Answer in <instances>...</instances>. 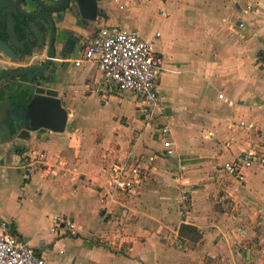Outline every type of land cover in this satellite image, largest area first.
Here are the masks:
<instances>
[{
    "label": "crops",
    "instance_id": "0c3cea01",
    "mask_svg": "<svg viewBox=\"0 0 264 264\" xmlns=\"http://www.w3.org/2000/svg\"><path fill=\"white\" fill-rule=\"evenodd\" d=\"M254 3L120 0L121 9L103 0L104 17L89 28L90 39L103 26H129L157 44L163 35L144 21L159 11L167 31L158 52L180 53L187 62L195 53L199 75H211L213 87L202 83L189 92L170 78L174 85L163 89L165 68L157 80L158 124L151 127L138 95L110 91L95 62L68 61L57 89L69 128L41 129L0 149V214L12 233L54 263L264 264V0ZM163 91L179 103L176 110L162 106ZM159 123L170 126L164 137ZM164 140L174 155H166ZM253 148L263 159L235 191L223 166ZM135 169L140 184L112 195L110 181L122 171L135 178ZM182 178L191 191L185 204ZM185 225L201 236H190Z\"/></svg>",
    "mask_w": 264,
    "mask_h": 264
},
{
    "label": "water",
    "instance_id": "95a60500",
    "mask_svg": "<svg viewBox=\"0 0 264 264\" xmlns=\"http://www.w3.org/2000/svg\"><path fill=\"white\" fill-rule=\"evenodd\" d=\"M26 1L29 9L35 5L33 11L24 9L22 4ZM0 13V62L18 65L0 68V149H3L13 147L16 139L41 129L63 133L69 128V110L59 97V90L50 82L29 87L27 93L21 86H29L35 78L41 82L51 64L61 69L69 66L68 61L77 59L84 51L77 31L83 24L92 26L104 14L102 10L100 13L97 0H73L72 3L61 0L54 4L44 0H10L3 6L0 4ZM16 16L28 21L21 24ZM238 25L244 26V23L239 21ZM49 27V41L40 35L42 50L32 49L25 57L20 55L22 35L27 42L30 32L36 36Z\"/></svg>",
    "mask_w": 264,
    "mask_h": 264
},
{
    "label": "built area",
    "instance_id": "2783aa9c",
    "mask_svg": "<svg viewBox=\"0 0 264 264\" xmlns=\"http://www.w3.org/2000/svg\"><path fill=\"white\" fill-rule=\"evenodd\" d=\"M121 9L120 0H115ZM161 35L156 33V37ZM75 66L85 62H95L102 74L103 82L110 91L132 92L138 95L144 104L147 125L152 127L158 117L160 95L157 80L165 70L162 55L156 49L155 39H145L137 30L129 26H103L95 37L89 40L80 56L71 60ZM220 98L224 94L220 93ZM161 124V123H159ZM242 125L245 126L244 122ZM249 127V126H247ZM168 123L158 126L163 137L169 132ZM166 155L172 156L175 151L170 140H164ZM261 156L253 148L245 151L234 161L224 164L225 171L236 181L235 191H239L245 182L248 170ZM186 167L181 166V171ZM136 177L123 171L110 181L112 195L118 192L133 191L140 184L138 169ZM183 188L179 200L185 204L190 198L189 180L182 178ZM0 264H63L46 260L29 245L21 242L11 231L10 224L0 214Z\"/></svg>",
    "mask_w": 264,
    "mask_h": 264
},
{
    "label": "rangeland",
    "instance_id": "374dc122",
    "mask_svg": "<svg viewBox=\"0 0 264 264\" xmlns=\"http://www.w3.org/2000/svg\"><path fill=\"white\" fill-rule=\"evenodd\" d=\"M162 1L166 2V0H162ZM259 1L260 0H251V2H253V5H250V6L255 7V5H254L255 3L254 2H259ZM162 10H165L166 12L168 11V10H166L164 8ZM151 11H153V8H151ZM170 11H169V13H170ZM158 15H159V11L151 12L147 16V18L144 21V23H145V25L147 27H149V30H150L151 33L161 32V34L163 35L161 38L158 39L157 44H156V46H157L156 48L160 50L162 48H161V45L159 43H160V41H162L164 39V35L166 34V31H167V26L165 25L164 22H161V20L158 18ZM163 18H166V15L163 16ZM19 32H21L20 28H19ZM194 42H195V44H193L192 46H194L193 50H194V52H196L197 50H199L198 49V44H197V42H199V39H195ZM162 58H163L164 66H165V68L167 70V73H168L166 76L163 77V80H162L161 86H162L163 89H167V88H169L170 85H174L173 81H175V83H176L174 86H178V89H181L182 85L184 87H186V88L189 87V90L187 89L189 92H192V91H190L191 88L193 89V87L198 86V85H200L202 83H205V84L210 85L211 87H213L212 86L211 75L208 74L209 78H206V79H205V77H202V76L199 75V72H198L199 71V66H198L199 62H197L195 53L193 54V59L191 61H188V62L185 61V60L182 61V59H180L181 58L180 57V53L175 54L173 56L170 53H165L164 52V53H162ZM256 72L257 71H256L255 66H254V80L255 81H254V93L253 94H254V96H259L260 95V90L258 88V86H259L258 82L256 83V79H257ZM170 78L174 79L173 81L171 80V83L168 82V81H170ZM189 92L187 94H189ZM194 93H196V91ZM162 95H163L162 106L166 107V106L172 105L173 107H171L170 110H176L175 107H178L179 103L175 104V100L173 102H170V100L172 98H170V96L168 97V95H166V91H163ZM194 95H192V96H194ZM133 96H135V95H133ZM179 100L180 99L178 98V101ZM136 101H138V100L136 99ZM129 109L130 108H127L126 111H129V113H130ZM127 113L128 112H125L126 115L124 116V120H132L131 119V117H132L131 114L128 115ZM137 117H138L137 118L138 120H144L140 116H137ZM158 120H161V119L158 118ZM157 124H158V122L157 123L155 122V123L152 124V126H155ZM153 131L155 132V130H153ZM258 144H260V141L258 142Z\"/></svg>",
    "mask_w": 264,
    "mask_h": 264
},
{
    "label": "flooded vegetation",
    "instance_id": "af4514ba",
    "mask_svg": "<svg viewBox=\"0 0 264 264\" xmlns=\"http://www.w3.org/2000/svg\"><path fill=\"white\" fill-rule=\"evenodd\" d=\"M10 0H0V4L3 6L4 4H7L8 2H9ZM12 1H15L16 2V0H12ZM44 1H46L47 3H51V4H54V3H56V2H60L61 0H44ZM72 1L73 0H70V2L72 3ZM102 1L103 0H97V4H98V7L100 8V13H101V10H102ZM28 2L29 1H26L25 3H23L22 4V6L24 7V9L25 10H29V11H33V8H34V6L35 5H33L30 9H29V4H28ZM40 11V9H38L36 12H39ZM103 11V10H102ZM99 13V14H100ZM1 14V13H0ZM102 14V13H101ZM16 18V20L19 22V23H24V22H26V21H28L27 19H23V18H19L18 16H16L15 17ZM101 20H103V17H99V21H101ZM36 22L38 23V24H40V20H36ZM95 24V23H94ZM91 27V25H85V24H83L82 25V27L79 29V31H77L78 32V34L80 35V38H81V42H82V47H83V50H85V48H86V45H87V43L89 42V40H90V35H91V33H90V31H89V28ZM42 29V28H41ZM75 32H76V29H75ZM41 34H43L44 36H46V41H49L48 39H50V37H51V30H50V27L49 28H47V30L44 32L43 30H42V33H40L39 35L38 34H36V36L34 35V34H32V32H30V34H29V39H28V41L26 42L25 41V38L24 37H22L23 35L22 34H20V40H22L23 42V44H22V52L21 51H18L19 53H21L20 55H23L24 57L26 56V55H28L29 54V52H30V50L32 51V49L33 50H36V51H40V50H42V46L40 45V40H43L41 37H40V35ZM38 36L40 37V38H38ZM3 37H6V35H5V33H3ZM38 39H37V38ZM29 47H31V49H29ZM46 49L48 50V43H47V47H46ZM81 54V53H80ZM33 58H35V57H33ZM68 69H69V66H64L63 67V69H61V68H58L57 67V65H53V64H51L50 65V67L48 68V70H47V74H45V75H43L42 76V81L40 82V81H38L36 78L32 81V82H30V84H29V86H27V85H24V87L23 86H21V88L25 91L24 93H27V92H29V87H33V88H35V87H37V86H44V82L45 83H51L52 84V86H53V88H55V89H57V85L58 84H60L61 82H63L64 81V79H65V72H67L68 71ZM44 78V79H43ZM65 84V83H64ZM18 89H20V88H18ZM58 90V89H57ZM18 91V90H17ZM59 97H60V92H59ZM61 98V97H60ZM62 99V98H61ZM63 101V100H62ZM64 103V102H63ZM64 105H65V103H64Z\"/></svg>",
    "mask_w": 264,
    "mask_h": 264
},
{
    "label": "trees",
    "instance_id": "16d2710c",
    "mask_svg": "<svg viewBox=\"0 0 264 264\" xmlns=\"http://www.w3.org/2000/svg\"><path fill=\"white\" fill-rule=\"evenodd\" d=\"M183 229H187L189 230V235H193L195 233V236L198 238L200 237L201 235L199 234L198 230L194 227H191V226H187L185 225Z\"/></svg>",
    "mask_w": 264,
    "mask_h": 264
}]
</instances>
